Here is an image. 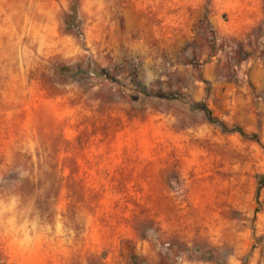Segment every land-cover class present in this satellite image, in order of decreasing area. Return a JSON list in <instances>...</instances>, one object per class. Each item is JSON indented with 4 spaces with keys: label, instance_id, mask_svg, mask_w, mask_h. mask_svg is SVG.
Here are the masks:
<instances>
[{
    "label": "rangeland",
    "instance_id": "374dc122",
    "mask_svg": "<svg viewBox=\"0 0 264 264\" xmlns=\"http://www.w3.org/2000/svg\"><path fill=\"white\" fill-rule=\"evenodd\" d=\"M237 1L0 0V264H264V0Z\"/></svg>",
    "mask_w": 264,
    "mask_h": 264
},
{
    "label": "crops",
    "instance_id": "0c3cea01",
    "mask_svg": "<svg viewBox=\"0 0 264 264\" xmlns=\"http://www.w3.org/2000/svg\"><path fill=\"white\" fill-rule=\"evenodd\" d=\"M227 0H224L226 3ZM236 3H239L237 0H234ZM151 3V10L157 13L156 17L161 21L162 26L165 27V21L168 22L170 27L174 26H186V17L185 12L187 10V5L200 6L201 0H147ZM257 0H255V4ZM179 12L178 16H174L171 13ZM165 13H169L168 16ZM181 13V15H180ZM165 16L167 19H165ZM245 23H240L237 26L243 27ZM246 26V25H245Z\"/></svg>",
    "mask_w": 264,
    "mask_h": 264
},
{
    "label": "trees",
    "instance_id": "16d2710c",
    "mask_svg": "<svg viewBox=\"0 0 264 264\" xmlns=\"http://www.w3.org/2000/svg\"><path fill=\"white\" fill-rule=\"evenodd\" d=\"M193 106H195L196 108H203V109H205V110L207 111L209 117L211 118V120H212L213 122H218V123L222 124L221 122L215 120V119L212 117L211 111L206 107V105H205L204 103H200V104H199V103H193ZM231 130H232V131H238V132H240L241 134L244 135L243 130H242L241 128H239V127H238V128H233V129H231Z\"/></svg>",
    "mask_w": 264,
    "mask_h": 264
}]
</instances>
